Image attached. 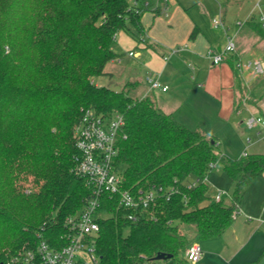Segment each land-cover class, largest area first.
I'll return each mask as SVG.
<instances>
[{
	"label": "trees",
	"instance_id": "trees-1",
	"mask_svg": "<svg viewBox=\"0 0 264 264\" xmlns=\"http://www.w3.org/2000/svg\"><path fill=\"white\" fill-rule=\"evenodd\" d=\"M143 14L129 0H0L1 264L41 241L67 245V222L91 194L75 172L76 132L88 113L124 118L115 157L123 189H175L138 221L105 197L99 264H190L185 252L193 241L181 226H194L201 241L221 237L246 187L264 175V154L218 155L216 137L185 127L151 96L132 94L138 82L120 92L95 83L120 57L114 44L121 32L145 41ZM246 24L264 41L255 18ZM216 164L234 186L230 203L209 194L205 180ZM159 254L171 257L156 261Z\"/></svg>",
	"mask_w": 264,
	"mask_h": 264
},
{
	"label": "crops",
	"instance_id": "crops-1",
	"mask_svg": "<svg viewBox=\"0 0 264 264\" xmlns=\"http://www.w3.org/2000/svg\"><path fill=\"white\" fill-rule=\"evenodd\" d=\"M175 1L169 0L170 9ZM161 3L164 6L163 0ZM160 10L156 11L154 18L160 14ZM183 13L176 9L174 17H179L175 21L174 17L172 19L174 23L181 24L180 28H170L160 36L154 33L148 36L151 28L142 20L147 41L141 39L139 42L121 32L114 50L115 45L121 47L124 50L122 55L129 53L144 66L143 76L137 77L139 74L135 70L132 77L136 80H130L134 83L142 80L146 88L143 97L151 96L164 112L171 114L185 127L203 130L216 137L217 143L222 135L227 137V133H230L232 145L238 144L243 139L239 135L240 128L246 126L247 118L251 115L264 117V76L254 77L249 72L240 75L235 65L239 60H263L264 49L261 48L262 44H257L264 41L257 43L253 40L255 42L251 47L240 41L235 54L215 65L207 52L222 49L216 47L211 30L199 20L187 19ZM179 19H183V22ZM149 75L155 76L168 90L151 91L146 82ZM251 130L259 138L264 135L262 127ZM249 141L251 145L254 143L251 139ZM263 151L245 150L241 156L244 153L264 154ZM192 241L200 243L204 250L199 264H264V196L255 207L243 206L221 237Z\"/></svg>",
	"mask_w": 264,
	"mask_h": 264
},
{
	"label": "built area",
	"instance_id": "built-area-1",
	"mask_svg": "<svg viewBox=\"0 0 264 264\" xmlns=\"http://www.w3.org/2000/svg\"><path fill=\"white\" fill-rule=\"evenodd\" d=\"M139 1L132 0V6H139ZM163 2V13L168 15L169 0H163ZM256 11H259L258 16L255 14ZM250 18H255L264 29V0L257 2ZM212 25L215 29H221L228 41L221 51L208 50L207 52V56L215 65H218L228 56L236 53L237 44L234 37L228 34L230 27H227L222 19H214ZM238 26L242 28L244 24L240 22ZM235 68L240 75L249 72L254 77L264 76V61L261 59L239 60ZM146 82L151 91L166 92L168 90V87L163 86L153 75L146 77ZM124 124V118L119 113L111 118L91 113L84 117L76 132L75 172L86 180L91 194L84 207L67 222V245L62 248H53L46 241H41L35 249L5 264H99L95 239L100 231L98 218L102 216L100 210L105 197L109 201L117 200L119 208L128 212L126 217L129 220L138 221L144 216V211H148L156 204L160 194L170 196L175 192L173 187L169 189L154 187L139 191L122 188V169L115 164V157L118 155V141ZM246 126L249 129L264 128V117L251 115L246 120ZM246 156L247 153H244L242 157ZM200 182L194 181L188 188L192 189ZM225 194L224 190H219L214 197L215 201L221 202ZM203 256L204 250L198 242H193L185 252V259L190 264H199Z\"/></svg>",
	"mask_w": 264,
	"mask_h": 264
},
{
	"label": "rangeland",
	"instance_id": "rangeland-1",
	"mask_svg": "<svg viewBox=\"0 0 264 264\" xmlns=\"http://www.w3.org/2000/svg\"><path fill=\"white\" fill-rule=\"evenodd\" d=\"M176 1L173 3V5L171 4V9L169 10L168 15L162 12L164 6L162 5L161 0L139 1V6L144 9L145 13L142 20L145 24L148 25V27L151 28L147 33L148 36H152L153 33L160 36L170 28L179 29L181 24L174 23L172 19L175 15L176 9H180L184 12L183 16H186L187 19H193L194 21L199 20L207 28H209L213 37L215 38V44L217 45L215 46H220L221 49H224L226 47L228 41L221 29H215L213 27L212 22L214 19H222L225 22L226 26L230 27V31L228 32V34L231 37H234L236 44H238L240 41H243V43L247 47H251L255 41L257 43L263 41L258 36V34L255 33L252 28H250L249 24H246V22L254 12L255 5L260 0ZM129 3L132 5V0H129ZM159 9H161L160 14L154 18L153 15ZM255 14L256 16H258L259 11H256ZM178 17L179 16H175L174 21L175 19L177 20ZM179 20L180 22H183V19ZM240 22L244 24L242 28L238 26V23ZM145 40L147 41L146 37ZM261 44V48L264 49V43H258L257 46H260ZM115 50L120 55V57L113 65H108L106 69L107 74L96 78L95 82L99 85L120 92L124 91L126 84L130 82V80H136L132 77V74L135 70H137L136 74H139V76L137 77H141L145 72V68L135 56H130L129 53H125V55H122L121 53L124 52V50L121 49V47L115 45ZM136 53L137 51L134 52V54ZM190 65H193V63H190ZM145 90V85L141 80L139 81L137 88L132 90V94H135V96L138 97H143ZM240 130L241 131L239 135L243 139L242 142L240 141L238 144L234 143L232 145V140L230 139L232 135L230 133H227V137H223L222 135V139L219 138V145L216 147V152L218 155L223 154L232 158H239V156H241L245 150H247L248 152L264 150V135L259 138L258 136H256V134L253 133L251 129H249L245 125H243ZM249 139L253 140L254 143H252V145ZM206 182L209 185V194L211 196H215L219 190H224L226 194L225 196H223V200L226 203L231 202L232 194L234 192V186L230 178L225 174L220 164L215 165V168L208 175ZM245 191V196L243 198L240 209L243 206L250 208L255 207L263 199L264 196V177L256 178L251 184L246 187ZM181 231L184 233L188 240L199 239L197 237L196 228L194 226L182 225Z\"/></svg>",
	"mask_w": 264,
	"mask_h": 264
},
{
	"label": "water",
	"instance_id": "water-1",
	"mask_svg": "<svg viewBox=\"0 0 264 264\" xmlns=\"http://www.w3.org/2000/svg\"><path fill=\"white\" fill-rule=\"evenodd\" d=\"M171 256H166L165 254H159L155 257L156 261H161V260H165L166 258H170Z\"/></svg>",
	"mask_w": 264,
	"mask_h": 264
}]
</instances>
